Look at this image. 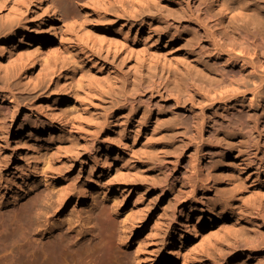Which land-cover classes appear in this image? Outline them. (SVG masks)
<instances>
[{"label": "rangeland", "instance_id": "obj_1", "mask_svg": "<svg viewBox=\"0 0 264 264\" xmlns=\"http://www.w3.org/2000/svg\"><path fill=\"white\" fill-rule=\"evenodd\" d=\"M52 1L58 19L36 52L45 60L23 75L18 57L25 58L34 48L18 37L14 47L5 46L0 68V128L19 125L25 118L23 138H16L17 127H13L8 145L0 149V224L6 227L4 235L25 223L35 246L52 250L77 241L79 245L74 244L66 254L76 261L92 259L104 249L109 250V264H138L135 250L140 244L143 250L138 256L162 258L172 243L177 264H214L219 255L224 256L219 264H264V227L251 226L243 218L236 223L221 211L226 205L235 210L259 203L264 206V82L252 73L247 59L243 62L239 53H228L227 47L221 46L218 33L228 19L215 0H141L136 7L139 12L130 11L132 0L125 1V9H118L117 2ZM8 2L17 4V0ZM254 3L264 12L263 3ZM11 13L0 12V40L36 16L15 9ZM76 29L79 38L72 35ZM115 38L124 39L127 45H115ZM149 50L156 56L148 55ZM56 52L63 53L66 60L53 70L50 65ZM242 62H246L244 66ZM73 68L82 84H71L64 101L54 106V100L64 93L56 83ZM225 68L229 69L224 74L233 82L213 92L209 83L222 77ZM238 69L251 72L248 89H253L254 82L260 86L255 92L220 100L221 92L237 88L232 75L237 76ZM259 70L263 77L264 67ZM196 78L199 85L203 81L202 88L207 81L210 92L202 91L205 87L199 90ZM88 84L95 87L91 93L86 92ZM134 86L140 92L133 103L126 102L124 93ZM46 96L52 99L49 104L57 117L42 109ZM81 120L91 126L92 152L84 147L85 139L77 140L72 134V123ZM113 125L115 131L108 135ZM37 128L44 131L37 133ZM124 131L129 133V139H124L126 147L115 153ZM0 144L5 146L1 133ZM220 144L226 147L217 150ZM99 148L111 151V167L106 172L93 161ZM249 153L263 168L255 169ZM45 160L47 168L61 171L71 190L83 182L94 185L76 209L78 214L68 213L71 207H56L62 182L50 180L53 185L47 187L40 183L39 171L34 179H26L27 173L36 165L42 168ZM111 183L129 190L123 202L118 201L122 197ZM102 195H106L103 200ZM112 199L116 213L111 210ZM38 206L44 213L39 216ZM190 207L205 225L192 240L184 238L180 247L178 239L181 233L186 234ZM90 213L98 222L94 240L86 231ZM36 220L40 226L35 230ZM131 221L136 226L134 232L129 230ZM254 232L259 233V239L252 236ZM118 233L126 235L124 244ZM233 236H248L249 242L229 246ZM32 259L20 264H34Z\"/></svg>", "mask_w": 264, "mask_h": 264}, {"label": "bare ground", "instance_id": "obj_2", "mask_svg": "<svg viewBox=\"0 0 264 264\" xmlns=\"http://www.w3.org/2000/svg\"><path fill=\"white\" fill-rule=\"evenodd\" d=\"M125 1L126 0H98V3H103V4L104 3H110L111 4L113 2H117V3H120L119 6H117L118 9H120V8L125 9V6H126ZM140 1L141 0H137V2H135L134 0H132L130 2L129 5L131 7L130 8L131 12L132 11L133 12L134 11L139 12L136 9V7L139 5L138 3ZM257 1L264 4V0H252V2H250V4L246 0H231V3H227V2L224 3L221 0H215V2L217 3V6L221 8V10H220L221 14L225 18L228 19L227 24L223 25V28L220 29V34L218 33V35L221 36L220 42L222 45L220 43L219 44L222 47L226 46L228 53H233V52L239 53L243 58V59H241V60H243V62H244V59L245 60L247 59V61H248L247 65H249V63H250L252 73H253V71H255L254 74L255 73L257 74L259 82L261 83V82H264L263 81L264 76L262 77V75H260L261 70L258 71V69H262L264 67V12L260 13V11L257 10L256 4L254 3ZM8 3H9L8 0H0V12H2L6 16H12L15 11L13 13H11V12L14 9L17 10L18 12H20L21 14L36 15L34 20L29 22V23H26L24 25V27H22L21 30H18L16 32H11L10 35H8L7 37L2 38L0 40V68H3L2 59H3V55H4L5 46L11 44V48L14 47L18 37L21 38L23 43L30 45V48H34V50H32V51L30 50V52H28L29 54L25 58H22L21 56L18 57V62L21 63L22 73H23V75L24 74L26 75L27 72H30L33 69H35L36 67L39 66V63H41L45 60V59L40 58L36 54V52H39L40 46L42 45L40 40L45 35L47 36L50 29H53V24L56 23L58 18H57V15L55 14V8H54V4H53L52 0H17L16 5L15 4H8ZM262 6H264V5H262ZM138 7H140V6H138ZM141 10H143V9H141ZM263 10H264V7H263ZM248 11L249 12L251 11V13H249ZM257 11H259V12H257ZM74 14L75 13H73V15ZM73 18L75 19V15L73 16ZM122 26H123V24H121L120 28ZM10 29H12V27H10ZM77 30L78 29L73 30L72 31L73 34L71 32V34L75 35V37H77L79 34V31H77ZM26 34H29V36L26 37ZM126 35H128V31H127ZM219 36H218V38H219ZM24 37H26V38H24ZM77 38H79V37H77ZM36 42H39L38 43L39 46H37V47H35L33 45ZM112 42L115 45H119V46L127 45V42L124 39L115 38ZM220 45H219V48H220ZM146 52L150 56H156L153 54V52L150 53V50L146 51ZM239 54L237 55L238 57L240 56ZM52 58H53V61H52V59H51V61H52L53 65L51 64L50 60L48 62H50V64H51L50 66L53 70L57 67V65H59L64 60H66L65 59L66 57L61 52H56V54ZM233 58H235V57H233ZM48 59H50V58H48ZM236 60H238V59H236ZM245 63H243V66ZM240 68H242V67H240ZM228 69L229 68H227V70ZM227 70H226V68H225V71L222 70V72L224 71L222 73L223 76L221 77V75H220L219 79L215 78V79H217L216 81L214 79L211 81L212 83H209V85L212 86V89L210 88V86L207 85L208 82L206 81L207 82L206 83L204 81L205 82L204 87L207 90H202L204 88V87L202 88V86H203L202 82L203 81L201 80L202 82H200V85H199V81L196 78L198 81L197 82L198 86L200 87L198 89L202 90V91H207V92L209 91V89H211L213 92H215V90L217 91V89H219L221 87L231 85V83L233 81L230 82L231 78L230 77L228 78V76H226V74H224V73H228V72H226ZM238 70L241 71V72H238L239 75L237 73L238 77L235 75H232V76H234L232 78L235 79L234 84H236L237 88L234 87L232 89L226 90V92H221L222 94L219 97L220 100L221 99L224 100L228 96L231 97V96H234L237 94H241V93L243 94L245 92H255L256 89H258V87L260 86V83L258 84L257 82H254V84L255 83L256 84L253 87V89H250V88L248 89L247 84H250L251 83L250 81H252V80H249V79H251V72L250 71L247 72L245 70H240V69H238ZM77 72L78 71L74 68L70 69L66 73V75H64V77L62 78V81L56 83V84L60 85L61 91H63L64 93L61 97L56 98L54 100L55 101L53 104L54 106H57L62 101H64V99L66 98L68 91L71 87V84H74V83L79 84V85L82 84V78L79 76V74ZM258 72H260V73H258ZM218 73H220V72L218 71ZM263 73H264V71H263ZM190 74L191 73H189V75ZM189 77L191 78V75ZM189 77L187 79H189ZM254 77H255V75H254ZM192 78H193V76H192ZM203 80H205V78H203ZM190 81H191V79H190ZM208 81H210V80H208ZM193 82H196V81H193ZM139 85H141V84H138L137 86H139ZM205 85H207V86H205ZM137 86H134V88L131 90V92H129V93L125 92L124 93L126 102L133 103L135 101V96L140 92L139 89L137 88ZM243 88H244V90H240ZM126 89H127V87H126ZM94 90H95V87L93 85L88 84L86 86V92L87 93H91ZM123 90H125V89H123ZM51 100L52 99H49V97L46 96L45 98H43L40 105H41L42 109L46 112V114L50 115V117L53 118V117H57V114L53 111L52 105L49 104V102ZM6 112L10 113V110L6 109ZM234 115H237V114H234ZM23 121H25V118L22 119V123L19 125H17V124L10 125V126L5 125L2 128H0L1 138L4 139V145H5V146H3L2 144H0V149H3L8 145L7 136L13 127H17L16 138H23L22 136L25 134V126H24L25 124L23 123ZM34 123H36L38 125L39 122L35 121ZM114 125H116V124H114ZM114 125L112 126V128H110L108 130V135H111L115 131ZM71 127H72V130L74 131L72 133L73 136L77 137V140L85 139L86 141H85L84 147H86V149L89 152H92V150L94 149V146H95V141L92 137H89L92 134L91 126L85 120H81L79 122L72 123ZM49 129H53V128H49ZM243 129H244L245 133H247V135H248L249 134L248 126L243 127ZM36 131H37V133H41L44 130H41V128H37ZM128 134H129L128 132L124 131L122 136L119 137L118 145H117L118 147L116 148L115 153H117L118 150H121V149L123 150V148L126 147V141L124 139H126V140L129 139ZM137 134H138V132L136 133V135ZM211 138L213 140H215L214 136ZM248 143L249 144L252 143V138L249 135H248ZM225 144H224V146L221 144L218 145L219 148L217 150H222L223 148H225L226 147ZM101 149L102 148H99V150L96 151L95 156L93 158V161L95 163L99 162L102 166L100 168H102L103 172H106L111 167V165H110L111 164V155H110L111 151L108 148H105V149L103 148L102 150ZM90 154L91 153H89V155ZM251 154L252 153H249L250 163L252 165H254L255 169L258 171L259 169L263 168L262 162L255 155H251ZM57 157H59V155ZM262 159H264V158L262 157ZM92 170H93V168H91V171H90L91 173H92ZM166 170H167L166 171L167 174H169L170 171H169L168 167ZM38 171H39V176L41 177L40 183L46 185L47 187H51L53 185V184H50V180H55V181L63 183L62 186L60 187V193L58 194V196L56 198V202H55L56 207L60 210H64L65 208L68 209L71 207L68 213H73L75 211L73 214H78V210H76V209L79 207L80 203L82 204L90 196L89 194L92 193L94 185L83 182L80 185L73 187V190H71L68 181L62 176L61 171L47 168L46 167V160H45L42 168H39L36 165L34 167V169H32V172L27 173L26 179H34V177H36V174L38 173ZM255 171L252 173H255ZM184 175H185L184 172H182L181 176H184ZM205 176H207V175H205ZM204 181H206V177L204 178ZM106 185H109V184H105L104 186H106ZM109 186L112 189H114L117 193H119L118 197H122L121 200H118L119 202H123L125 200V198L128 197L129 190L124 185H122L120 183L119 184L111 183ZM202 197H206V196L203 195ZM105 198H106V195H102V200ZM138 199L139 198H136L134 200V202L137 201ZM111 202H112L111 210L116 213V211H117L116 210V202L113 199L111 200ZM36 210H37V213H36L37 216H39L40 214H44L42 212L41 206H38V208H36ZM191 210H192V207L189 208V212L187 215L186 232H185L186 234L181 233L180 238L178 239V243H179L180 247H182L185 244L184 238L192 240L194 237L197 236L196 235L197 229H199V228L204 229L205 222L203 220L199 221L198 217H197V213L194 211H191ZM221 211L224 214L229 215L231 218L236 219L235 220V221H237L236 223H238V219L243 218L244 220L251 223V226H254L255 224L256 225L259 224L261 227H264V206L261 203H259L257 205H250V207H248L246 209L239 208L236 210L233 207L226 205L221 209ZM180 213L182 214V210H180ZM174 216H175V214H174ZM140 217H138V219H140ZM67 220H68L67 222L69 223L71 218L69 217V218H67ZM21 222H19V223H21ZM35 222H34L35 223L34 226H36V227L31 226V228L34 227V229H35V228H38L40 226L39 221L36 220ZM46 222H47V220H46ZM86 223L89 226V229H86V231L90 235V238H92L94 240V238L97 237L96 231L98 228V222L92 218L91 213H90V214H88V217L86 218ZM175 223H177V222L175 221ZM16 226H17V222H16ZM18 226H19V228L17 227L18 228V229L16 228L17 230L12 229V231L10 230L11 231L10 234L5 236L4 234L6 233V227L3 224L2 225L0 224V264H20V261L23 259H26V258H33L32 261L34 260V264H109V262H108L109 253L106 252V251L109 252V250L103 249L104 251L102 250L101 254H98V256L96 255L92 259L88 258V259H82V260H78V261H76L75 259H72V258L68 259L69 258V257L67 258L68 252L70 250H72L74 244L79 245V242L76 241L74 244H73V242H68V244L61 245L60 248H54L52 250H50L51 248H48V246H47V248L45 246L44 247H42V246L38 247L37 245L35 246L32 243V235L30 233L31 232L30 228H28V226H26L25 223L22 225L18 224ZM135 229H136V226L131 221L129 223V230H131V232H134ZM35 230H32V231H35ZM117 235H119L118 240L124 244L125 239H126V235L124 233H121V234L118 233ZM252 236L255 239H257V238L259 239V233L254 232V233H252ZM260 236H261V234H260ZM240 237H242V236H240ZM247 237L248 236H246V237L244 236L242 238H239V237L233 236L232 240L230 241L232 243L231 244L229 243V246H232V244H236L240 241L247 243V242H249V239H248L249 237L248 238ZM250 240H254V239L251 238ZM141 247H142V244H140L138 246V248L135 250V255H136L135 260H137L138 264L140 262H141V264H177V261H178L177 257H176L177 253H175V251L172 249V243L167 245L166 252L162 256V258L159 256L154 257V256L147 255V254H142V257L138 256V254L143 250ZM223 260H224V256L219 255V258H217L216 261H214V262L215 263L217 262L216 264H219ZM239 264H242V263H239Z\"/></svg>", "mask_w": 264, "mask_h": 264}]
</instances>
